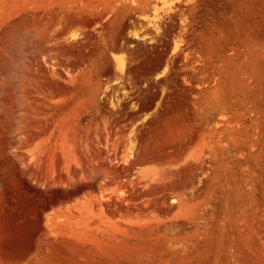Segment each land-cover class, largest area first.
Masks as SVG:
<instances>
[{"label": "rangeland", "instance_id": "rangeland-1", "mask_svg": "<svg viewBox=\"0 0 264 264\" xmlns=\"http://www.w3.org/2000/svg\"><path fill=\"white\" fill-rule=\"evenodd\" d=\"M0 264H264V0H0Z\"/></svg>", "mask_w": 264, "mask_h": 264}, {"label": "bare ground", "instance_id": "bare-ground-1", "mask_svg": "<svg viewBox=\"0 0 264 264\" xmlns=\"http://www.w3.org/2000/svg\"><path fill=\"white\" fill-rule=\"evenodd\" d=\"M158 11H159V9H158L157 7H154V9H153V16H152V19L149 20V21L147 22V23H148L147 27L154 28V31H155V33L157 34V36H158V35L161 36L164 32H163V30H162V29L160 28V26H159V22H160V18H161V17H160V15H158ZM132 32H133V33H131L130 36L134 37V39H137V40H146V39L149 38L148 35L140 36V33L136 32V31H132ZM73 37H74V35H72L71 38H72V39H76V38H77V35H75V38H73ZM154 42H155V40L151 38V39H150V43L152 44V43H154ZM131 47H132V45H131ZM175 49H176V46L174 45V46H173V50H172V52H174ZM119 69H120V71H121L123 74L126 72V67H125V63H124V62H121V63L119 64ZM164 72H165V71H162L158 76H162ZM116 84H117V83H116ZM120 86H121V87H124V85H122L121 83H120ZM109 88H110V87H107L106 90H108ZM116 94H117V93H116ZM123 94H124V98H120V99H119V98L117 97L116 101H111V105H112V107H113L114 109H118V108H121V107H122L123 102H124L125 98H127L126 96L129 94V92L124 90V91H123ZM133 158H134V155H133V151H132V152L129 154L128 158L124 160V163H125V164H128L129 161H131V159H133ZM100 196H101L102 198H104V199H108V198L104 197V196L102 195V193L100 194ZM173 201L177 202L176 199H173Z\"/></svg>", "mask_w": 264, "mask_h": 264}, {"label": "snow or ice", "instance_id": "snow-or-ice-1", "mask_svg": "<svg viewBox=\"0 0 264 264\" xmlns=\"http://www.w3.org/2000/svg\"><path fill=\"white\" fill-rule=\"evenodd\" d=\"M73 38H75V35H74V37ZM173 203H175V201H173Z\"/></svg>", "mask_w": 264, "mask_h": 264}]
</instances>
